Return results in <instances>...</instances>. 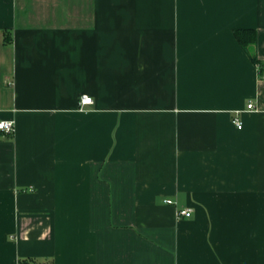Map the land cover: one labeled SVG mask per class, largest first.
Listing matches in <instances>:
<instances>
[{
  "label": "crops",
  "instance_id": "obj_1",
  "mask_svg": "<svg viewBox=\"0 0 264 264\" xmlns=\"http://www.w3.org/2000/svg\"><path fill=\"white\" fill-rule=\"evenodd\" d=\"M0 118V264H264V0H0Z\"/></svg>",
  "mask_w": 264,
  "mask_h": 264
},
{
  "label": "built area",
  "instance_id": "obj_2",
  "mask_svg": "<svg viewBox=\"0 0 264 264\" xmlns=\"http://www.w3.org/2000/svg\"><path fill=\"white\" fill-rule=\"evenodd\" d=\"M93 98L89 95H82V97L80 98V106H85L87 104H91L93 103ZM254 105L253 103H249L248 104V108H253ZM233 123L239 128L241 129L243 127V122L239 117H234L233 118ZM15 129V121L13 119H2L0 118V130L5 131V132H13ZM166 202L168 203H175V201H172L170 199H167ZM179 216H184V217H190L192 214V210L190 208H180L177 211Z\"/></svg>",
  "mask_w": 264,
  "mask_h": 264
},
{
  "label": "trees",
  "instance_id": "obj_3",
  "mask_svg": "<svg viewBox=\"0 0 264 264\" xmlns=\"http://www.w3.org/2000/svg\"><path fill=\"white\" fill-rule=\"evenodd\" d=\"M238 42L245 49V51L250 55L254 63L260 64V59L256 51L257 45V33L254 29H237L234 32ZM5 42H12V36L8 34L5 35Z\"/></svg>",
  "mask_w": 264,
  "mask_h": 264
}]
</instances>
